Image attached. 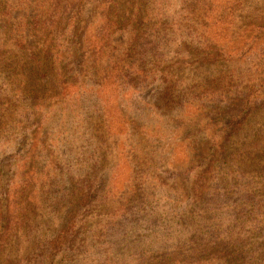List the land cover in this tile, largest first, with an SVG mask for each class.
I'll list each match as a JSON object with an SVG mask.
<instances>
[{
	"label": "rangeland",
	"instance_id": "1",
	"mask_svg": "<svg viewBox=\"0 0 264 264\" xmlns=\"http://www.w3.org/2000/svg\"><path fill=\"white\" fill-rule=\"evenodd\" d=\"M82 5L100 50L0 78V264H264V0Z\"/></svg>",
	"mask_w": 264,
	"mask_h": 264
},
{
	"label": "trees",
	"instance_id": "2",
	"mask_svg": "<svg viewBox=\"0 0 264 264\" xmlns=\"http://www.w3.org/2000/svg\"><path fill=\"white\" fill-rule=\"evenodd\" d=\"M84 1L46 0L41 3V12L34 17L32 23L22 16L10 24L13 27L10 35L16 49L7 53L0 52V78L7 83V86L12 87L16 83L19 87L27 86L28 74L34 76L45 74L50 61L56 60L65 66L70 60V64L66 67L77 66L79 59L86 58L87 48L84 47V43L87 40L89 44H94V48L101 49L99 46L107 41L109 28L103 27L96 29V32L93 31L92 22L83 16ZM2 2L3 0H0V3ZM0 10L1 17H6L3 14L4 10L2 8ZM26 32L34 40L33 49L26 45L28 36L25 35ZM79 33L81 40L76 42ZM88 33H90L89 38ZM24 68H28L27 72ZM70 72L79 73L78 70H70ZM225 255L230 258V254Z\"/></svg>",
	"mask_w": 264,
	"mask_h": 264
}]
</instances>
